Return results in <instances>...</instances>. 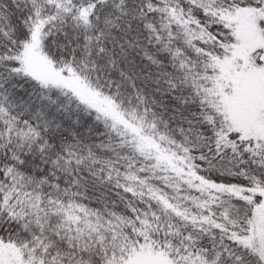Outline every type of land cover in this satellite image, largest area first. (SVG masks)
Returning <instances> with one entry per match:
<instances>
[{"label": "snow or ice", "instance_id": "obj_1", "mask_svg": "<svg viewBox=\"0 0 264 264\" xmlns=\"http://www.w3.org/2000/svg\"><path fill=\"white\" fill-rule=\"evenodd\" d=\"M0 264H264V0H0Z\"/></svg>", "mask_w": 264, "mask_h": 264}]
</instances>
